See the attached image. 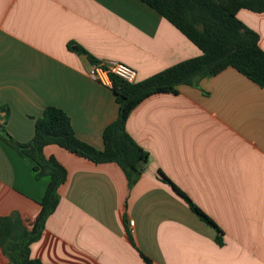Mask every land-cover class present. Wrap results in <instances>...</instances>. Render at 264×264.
Wrapping results in <instances>:
<instances>
[{"label": "crops", "instance_id": "1", "mask_svg": "<svg viewBox=\"0 0 264 264\" xmlns=\"http://www.w3.org/2000/svg\"><path fill=\"white\" fill-rule=\"evenodd\" d=\"M264 50V13L242 9ZM70 44L84 49L79 54ZM202 50L141 0H0V218L32 229L50 179H38L19 144L48 107L64 110L80 140L104 149L119 117L112 83L92 59L137 70V82ZM126 128L150 162L130 188L116 163H94L58 145L67 170L60 202L30 255L44 264H264V88L234 69L156 93ZM164 173L224 232L203 222ZM130 220L135 222L132 231ZM0 247V264H9Z\"/></svg>", "mask_w": 264, "mask_h": 264}, {"label": "trees", "instance_id": "2", "mask_svg": "<svg viewBox=\"0 0 264 264\" xmlns=\"http://www.w3.org/2000/svg\"><path fill=\"white\" fill-rule=\"evenodd\" d=\"M141 1L158 11L203 53L142 82L128 83L111 75L120 113L104 131L103 150L80 140L64 110L53 106L45 110L36 121L32 141L19 146L24 156L33 162L36 177H48L50 182L32 229H27L17 213L0 218V247L9 264H44L31 257V245L41 238L48 218L59 205V188L66 183L68 175L58 159L45 156L46 146L58 145L97 164L116 163L125 172L131 188L139 182L145 166L150 162L149 152L135 142L126 128L132 110L143 100L156 93H178L180 85H193L199 78L216 76L228 68L264 88V50L260 46V37L238 18V12L242 9L264 13V0ZM70 49L79 54L86 53L78 45L70 44ZM2 112H6V115L9 113L4 106L0 107V114ZM158 174L159 179L169 184L203 222L217 230L216 241L222 246V229L177 184L161 171ZM142 258L147 264H152L143 253Z\"/></svg>", "mask_w": 264, "mask_h": 264}, {"label": "built area", "instance_id": "3", "mask_svg": "<svg viewBox=\"0 0 264 264\" xmlns=\"http://www.w3.org/2000/svg\"><path fill=\"white\" fill-rule=\"evenodd\" d=\"M88 74L101 83H112L111 75H115L128 83L137 82V70L133 67L115 61L91 63ZM132 231L135 228V222L130 220Z\"/></svg>", "mask_w": 264, "mask_h": 264}]
</instances>
